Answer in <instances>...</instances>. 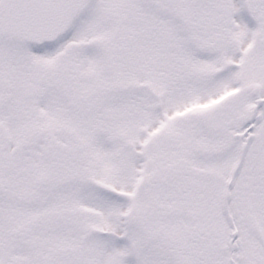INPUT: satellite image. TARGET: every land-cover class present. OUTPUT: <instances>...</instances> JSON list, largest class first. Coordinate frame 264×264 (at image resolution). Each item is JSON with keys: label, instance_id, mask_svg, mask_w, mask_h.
<instances>
[{"label": "flooded vegetation", "instance_id": "1", "mask_svg": "<svg viewBox=\"0 0 264 264\" xmlns=\"http://www.w3.org/2000/svg\"><path fill=\"white\" fill-rule=\"evenodd\" d=\"M136 1L162 21L154 32L183 39L179 63H212L216 52L222 76L154 78L146 119L125 137L138 123L117 125L127 116L116 99L133 89L115 75L122 52L99 39L54 55L79 17L104 31L117 0H76L53 48L0 34V264H101L102 239L122 244L125 264H264V0ZM201 1L205 23L195 26ZM99 48L102 73L69 52ZM80 76L91 95L78 91ZM119 168L131 190L124 232L103 237L99 176Z\"/></svg>", "mask_w": 264, "mask_h": 264}, {"label": "rangeland", "instance_id": "2", "mask_svg": "<svg viewBox=\"0 0 264 264\" xmlns=\"http://www.w3.org/2000/svg\"><path fill=\"white\" fill-rule=\"evenodd\" d=\"M132 1L135 2L133 6L131 4V0H117L119 11L118 15L113 18L112 21L114 23L108 22L107 25L103 27L104 31L101 32H98L94 28L98 26L99 23L95 22L94 24H84V21L81 20V17H79L77 19L78 25L74 30H71L69 38L60 44L55 50L56 52H54V55H56L60 51V54L66 57L70 45H75L78 42L82 43L83 45H94L98 43L99 39H104L105 43L108 42L106 44L104 43L105 47H112L113 49H116V58L119 57L120 59V52L123 53H121L123 56V62L121 59L122 64L120 63V60L117 59L115 65H113V68L117 79L124 83L128 82V87L130 90L131 88L133 89L129 92L130 94L123 96L118 95L116 99L119 112L124 111L123 114L125 113L127 116V118H122L121 116V118L117 120V125L122 127L125 124L124 121H130L132 123L136 122L135 124L138 123L131 132L130 129L127 130L125 137L131 136L132 133L136 132L137 127L142 126V105L144 104V99L147 97V90L150 89L156 91V86L159 85L157 80L153 81L154 78H158L159 76H222L220 64L222 58L221 55H219V57L215 56L218 54L216 52L214 53V60L212 63L206 61L202 62L200 60L192 61V65L189 61H187L189 63L187 66L184 65V63H179L175 53V45L183 39L178 36L179 38L177 39V42L173 43V40L169 42L168 36H163V38L159 32H154L155 28H158V24H163L161 23L162 21L155 16H144V14H142V6H140L141 2L139 1V3L136 0ZM206 3V1H201L199 3L197 11L192 17L193 21L195 22V24L193 22V25L196 26V24L199 25L201 23H205L202 14L205 13V9L207 8ZM196 31L199 32L200 30L196 29ZM176 34L177 33H172L173 38L176 37ZM197 34L199 35L198 38H200V41L205 43V38L202 36L203 33L201 32ZM163 39L165 42H163ZM104 41H100V43H103ZM220 50L221 45L219 51ZM69 52L70 56H72L73 53L77 54V56L72 57L84 55L86 60L90 63L89 67H93V72H103V48H99L98 50L90 52H73L72 50ZM207 63L212 66L210 71L207 70ZM76 68L78 70H82L81 67L76 66ZM67 72L71 73L72 70H67ZM96 78L97 80L95 87L98 88L101 86L103 80L102 76H96ZM70 80L69 81L72 84L73 89L76 86V80ZM87 81V78L80 76V79L77 81L78 91L85 89L84 95H91L92 93H90V91L95 88ZM120 85L121 83L119 82V86ZM139 102H141V104ZM129 104H133V108L138 112L139 117L135 115V110L131 112L128 110ZM143 117L146 119V114H143ZM158 153L159 152H154V155L160 157ZM157 173L158 172H156V174ZM126 176L127 175L124 173V169L121 168L117 169L116 171L113 170V172L110 173L102 172L99 176L102 187L100 223L103 232L112 231L116 235H120L122 232H124L126 221V211L124 204L127 194L131 192L130 187H128L129 184ZM151 180L153 179L151 178ZM155 182L159 183L158 181ZM156 194V191H152L150 193L151 200L146 202L147 205H144L148 206L149 204L153 203ZM114 195L121 197L124 201L119 202V198L114 197ZM112 197L116 201L112 199ZM139 202L141 201L139 200ZM122 249V244L117 245L115 240L102 239L101 264H125V262L120 261H124Z\"/></svg>", "mask_w": 264, "mask_h": 264}, {"label": "water", "instance_id": "3", "mask_svg": "<svg viewBox=\"0 0 264 264\" xmlns=\"http://www.w3.org/2000/svg\"><path fill=\"white\" fill-rule=\"evenodd\" d=\"M75 1L3 0L0 34L39 49L52 48L65 38V29L72 24Z\"/></svg>", "mask_w": 264, "mask_h": 264}]
</instances>
